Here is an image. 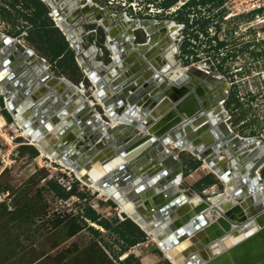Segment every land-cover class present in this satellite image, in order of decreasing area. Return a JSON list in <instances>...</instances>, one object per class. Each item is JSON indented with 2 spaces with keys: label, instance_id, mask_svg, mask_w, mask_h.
Wrapping results in <instances>:
<instances>
[{
  "label": "water",
  "instance_id": "water-1",
  "mask_svg": "<svg viewBox=\"0 0 264 264\" xmlns=\"http://www.w3.org/2000/svg\"><path fill=\"white\" fill-rule=\"evenodd\" d=\"M39 1L49 8V16L52 17L54 22L55 19H61V24L65 25V22H63L65 13L61 8H54L51 0ZM89 12H92L90 18L92 20H100L103 27L112 25L114 21L121 23L124 20L119 15H114L113 11L108 7H103L102 10H91L86 4L73 10L70 13V18L72 21H77L78 19L75 20V18ZM105 13L110 14L111 19H101ZM125 21L129 25L125 29V33L131 42L133 52L122 56V51L118 47L119 38L116 37L117 35L114 31L108 32L110 42H112L110 47L113 52V60L119 63L118 69L109 81L107 76L110 75V72L107 70V66L103 68L95 66L97 67V70H95L92 68L88 56H84L82 52L75 51L78 47H83V42L74 38L72 28L62 32L66 41L75 52L77 65L95 85V96L103 106L102 108L100 107L103 119L93 114V108L86 101L77 98L74 92L75 87L67 79L66 81L71 84V89L74 93L69 90L62 95L60 100L56 97L48 96L39 102L35 109V98L27 96L30 82L24 83L21 80L10 81L13 75L21 72L22 67L8 68L11 64L8 58L2 60V68L0 69V87L5 90L4 94L1 95L5 110L11 116L12 121L19 124L36 143L34 147L38 151L43 150L50 158L62 162L72 170L73 174L75 172L80 173V178L87 184L97 183L113 203L117 206L119 203L124 206L132 218L126 213L125 216L127 215L139 228H141V225L145 229L151 227V232L158 241L157 247L165 250L174 262L184 264H264V199L260 200L259 198V195H264V180L257 176L256 173L259 167L264 164V154L256 155L260 150L259 139L253 137L242 138L230 131L224 122H218L217 117L223 115V109L222 106H219V103L226 99L225 91L229 88V84L224 78L219 77L216 73L208 74L201 68L190 66L184 73L179 75L174 73L169 76L173 82L167 85L176 84L180 86L182 82H187L189 79H197L214 87V94L207 101L202 96L203 87L200 86L196 89L191 81L183 88L173 87L174 97L175 99L182 98L178 103L177 111L183 113L182 115L185 116V119L194 116L184 125L185 130L189 132L204 128L208 122L216 126L221 139L214 141L210 145V150L215 152L224 149L227 153L224 156L221 155L222 159L220 160H217L216 157H210L206 150L201 152L195 150L196 152L193 154V156L198 157L196 158L201 163L205 162L215 175H218L226 182L235 178L232 175L233 167L224 166L225 162L231 159L230 153L234 158V166L251 161L247 178L249 189H245L242 194H239L237 202L224 206V211L212 221H209L205 216V212L210 209L214 211L215 208H212V204L208 202L203 193L199 194L202 201L194 204L193 201L189 200L188 192L179 193V191L173 189L174 185L182 182L184 173L182 172V162L179 156L175 150L167 147L171 142L178 148L176 150L183 147L185 131L177 130L179 129L178 126L183 124V120L180 118L174 121L171 126L161 129L162 132L166 129L168 131L163 133L160 131L162 133L160 135V137L162 136L161 139L153 142L154 151L163 158L165 165L158 164L152 158L150 163L145 162L149 168H146L145 163L133 168L131 163H134V160L126 165L112 167L117 161L120 162L136 154L153 139L145 138L142 134H138L139 130L146 128L147 123H139L135 117L137 112L135 106L138 107L140 100L144 98L139 96L140 89L138 88L140 79L144 75L141 71L143 63H141L140 58L143 59L144 64L148 60L151 67L154 68L150 70L152 75L144 82L151 84L157 81L159 84L166 85V79L157 73L163 65L162 61L159 60L161 56L157 55L164 48L166 49L169 44V38L167 34H164L165 30L160 28L168 21L148 18ZM55 25L57 28L59 27L56 22ZM133 25H138L144 32L147 37L145 42L133 43L135 37H130L133 36L131 28ZM157 33H163L164 35L162 34V37L158 38ZM11 50L34 62L36 65L34 75L42 83H46L39 88L40 93L44 88L52 87L54 82L65 84L61 80L62 78L51 75L45 59L38 56L20 40L13 39L0 31V61ZM123 62H127L124 69L121 68ZM122 70H127V72H121ZM107 87L109 90H106ZM192 90L194 94L190 93L187 95L186 92H192ZM74 95L81 101L80 103L74 101ZM197 97L203 100L201 101L203 102L204 110L200 112L198 111L200 108L197 109ZM143 103L145 106L141 109V114L157 116L170 103V99L161 94L156 97L147 94ZM207 104L216 106V108L220 109L219 112L214 114L207 107ZM49 105L52 106L49 107ZM86 107H90V109H87L84 117L79 119V126L84 128L87 124L85 120H89L91 123L88 128L89 133L97 132L94 138L91 139L92 143L97 147L109 142L108 140L114 134H120L126 127L134 125L132 137L123 145L115 147L116 151L126 148L123 155L112 156L102 162L95 161L81 166L77 162V152L66 147L67 143L65 146L63 142L51 144L48 141V137L52 136L57 128V124L54 121H50V118L63 109H66V112H71L73 116H78ZM33 109L41 113L40 121L38 122L32 120L38 117L37 112L31 113ZM21 113L25 115L23 116ZM110 118L118 123L114 126H109ZM74 128L77 130L78 126L75 125ZM116 139L120 140V137H116ZM87 152L92 155L94 150L90 147ZM143 155V152H140L137 155L138 159ZM95 170H98V172L96 173ZM237 179L235 178L234 180ZM247 181H242L240 187H243ZM127 188H130L137 197L132 200L124 198L122 192H125ZM141 202L145 204V210H143Z\"/></svg>",
  "mask_w": 264,
  "mask_h": 264
},
{
  "label": "rangeland",
  "instance_id": "rangeland-1",
  "mask_svg": "<svg viewBox=\"0 0 264 264\" xmlns=\"http://www.w3.org/2000/svg\"><path fill=\"white\" fill-rule=\"evenodd\" d=\"M90 1L102 8H110L114 15L124 20L148 18L166 20V26L170 22L179 26L168 28V36L174 37L173 44H176V69L171 70H176L178 74L179 69L184 67L202 65L227 76L231 87L222 107L227 123L242 138L249 135L259 138L262 133L258 126L263 109L261 98L257 95L253 106H247L246 100L250 84L254 93L261 90L258 79H262L259 72H263L264 68L234 76L230 73L233 63L226 61V54L248 41L250 48L236 54L242 57V61L236 60L235 68L239 70L253 54L264 53V40L261 39L264 30L261 32L260 25H257L264 17V0H177L170 8H163V4L171 0ZM181 3L184 6L178 7ZM34 8L32 0H0V31L20 40L45 59L51 75L67 79L75 87L77 98L86 101L102 116L93 98L92 84L77 65L74 50L49 13L47 19L41 16L33 23ZM84 19L73 22L77 31L82 32L80 40L83 47L97 48L96 55L88 56L91 64L99 68L110 65L112 59L105 47V32L96 24H85ZM216 27L223 38V45H226L220 51L211 41ZM230 28L232 35L227 32ZM134 37L137 43L147 39L141 29L134 31ZM126 64L123 62L121 68L124 69ZM164 65L165 71L171 72L167 64ZM249 67L254 68L253 65ZM165 79L166 84L173 82ZM4 112L0 93V117L5 121L0 129V216L7 219V228L11 233L9 244L0 249V264H171L148 234L141 229V235L130 221H126L128 217L115 203L100 192L93 193L91 188L84 186L72 172L58 163L45 157L39 161L38 150L30 145L27 136L23 137L20 129L14 132L10 128L14 126V121L10 115L7 119ZM4 135L9 137L8 141ZM175 152L182 162L184 173L179 186L181 190L188 192L193 199L212 186L216 191H222L223 186L217 177L206 172L203 163L197 165L199 160L196 156L180 150ZM219 154L225 155L222 151ZM259 175L264 178V169ZM54 188H60L66 197L59 195ZM89 210L95 212V221L87 217ZM134 239L138 242L130 247L128 242ZM127 255L133 257L123 261L121 257L126 258Z\"/></svg>",
  "mask_w": 264,
  "mask_h": 264
},
{
  "label": "bare ground",
  "instance_id": "bare-ground-1",
  "mask_svg": "<svg viewBox=\"0 0 264 264\" xmlns=\"http://www.w3.org/2000/svg\"><path fill=\"white\" fill-rule=\"evenodd\" d=\"M45 1L46 0H44V2ZM51 1H52V5L54 8L55 7L61 8L62 11L65 13V16L63 18V22H65V25L61 24L62 23L61 19H55V22L58 23V25H59L58 28L61 29L62 32H65L68 28H72L73 35H74V38L76 40L81 38L82 32L77 31V28L74 25V22L70 18V13L73 10L80 8V6H82L84 4H86L89 8H91V10L92 9L102 10V7H100L98 4H96L90 0L85 2L84 4L80 3L82 0H51ZM91 13L92 12H89L85 15H81V16L75 18V20L78 19L77 22H79L80 18H82V19L85 18L83 20L85 22V24L86 23L87 24H96L99 28H101L105 32V34H106V45H105V47L109 51V53L111 54V58H112L111 64L109 66H107V70L110 72V75L107 76V79L109 81V80H111L112 76L114 75V73L118 69L119 63H117V62H115V60H113V52H112V49L110 47L112 42H110L108 32L114 31L116 33V35H117L116 37L119 38L118 47L122 51V56H126L127 54H130L131 52H133V50L131 48V42L128 40L127 35L125 33V29L129 25L126 23L125 20H123L121 23L114 21L112 25L110 24L108 27H103L100 23L101 22L100 20H92L90 18ZM103 18H107V19L110 18L111 19V16H110V14L108 15L105 13L101 19H103ZM59 22H60V24H59ZM138 27H139L138 25H136V26L133 25L131 27L133 30V34H132L133 36H130V37L134 38V31L141 29L140 27L138 29ZM160 28L164 29L165 30L164 34H167V36H168L169 29L179 28V26H176L175 24L170 22L168 24V26H166V24H165L163 26H160ZM181 29H179V30H181ZM162 34L157 33V37L161 38ZM168 38H169V44L167 45V48L166 49L164 48L157 55V56H161L160 58L159 57L158 58L160 61H162L163 65L161 66V69L158 72L156 70V72L158 74H160L161 76H163L164 78H169V76L176 73L175 72L176 70H173V71L171 70L172 68H174L176 66L174 63V54L176 51V44H173L174 37L168 36ZM133 43H135V41ZM75 51L76 52H82L84 54V56H94L97 54V48L95 46H90L87 48L78 47ZM4 58H8L11 61V64L8 68L12 67L11 69H13L17 66L22 67L21 72L17 75H13L11 77L10 81L21 80V82H24V83L30 82V89L27 92V96L35 98V100H34L35 109L37 108L38 103L41 102L43 99H45L48 96L56 97L57 99L60 100L62 95L64 93H66L67 91L71 90V92H73V90L71 89V84L69 82H67L65 79H61L65 83L64 85H62L59 82H54V83H52V87L44 88L40 93L39 88L42 85L44 86L46 83H42L41 80H39L34 75L35 70H36V65L34 64L33 61L28 60L26 57L22 56L20 53L13 52L11 50L7 54H5L3 58H1L0 69L2 68L1 63H2V60ZM140 60H141V63H143V68L141 71L144 73V75H143V78L140 79V83L138 85V88L140 89L139 96L144 97V98L140 100V105L138 104L139 105L138 107L135 106L136 111H137L135 114V117L137 118V121L139 123L140 122L144 123V124H145V122L147 123L146 128L139 130L138 134H142V136L145 138H153V139L151 142H149V144H147L146 146L141 148L136 154L130 156L127 159H123L120 162L117 161L116 164L112 165V167H115L117 165H123V164L126 165L130 161L134 160V163H131V164H132V167L135 168L138 165H142V163H145V162L150 163L152 161V158H154L158 162V164L165 165L163 158L158 153H156L154 151L153 142L155 140H160L162 137V136L160 137V135L163 132L168 131V129H166V130H163V132H162L161 129H165L168 126H171V124L174 121H177L178 118L183 120V122H182L183 124H181L179 126V129H177V130H181L182 132L185 131V135H184L185 141L183 143V147L179 148L180 151L189 152L190 154L193 155L196 152L195 150H197L198 152L206 150L209 153L210 157H214V158L216 157L217 160L222 159L221 154H219V153L221 151L224 154L227 153V152H225L224 149L223 150L220 149V150H217L215 152L210 150V145L214 141L221 139V136L219 135V133L216 129V126H213L208 122V124L204 128L202 127L201 129L199 128L197 130L189 131V132L187 130H185L184 125L194 116H191L190 118L185 119V116L182 115L183 113H180L177 111L178 103L182 100V98L175 99L174 90H173V87L183 88V87L188 85L187 84L188 82L191 81L195 85L196 89L200 86L203 87V96H204L203 98H205V100L207 101L208 98H210L214 94V92H213L214 87H211L210 85L206 84L205 82H202V81L197 80V79H189L187 82H182V84L180 86H177L176 84H173L171 86L167 85V84L166 85L165 84H159L157 81H154L151 84H146L144 82V80L148 79L152 75V72L150 70L154 69V68L151 67L148 60L145 64L142 61L143 60L142 58H140ZM165 63L169 67L168 70H171V72L165 71V68L163 67V66H165L164 65ZM91 66L93 69L97 70V67H95L93 64H91ZM193 66H196V65H193ZM196 67L201 68L203 70L205 68L202 65H198ZM174 69H176V68H174ZM186 69L187 68H185V67H184V69H179V72L177 75H179L180 73H184ZM121 72H127V70H122ZM31 81H33V82H31ZM89 83L92 84L93 98H94L97 106L102 108L103 107L102 103L95 96V85L90 80H89ZM142 83H144V84H142ZM106 90H109V88L107 87ZM4 92H5L4 88L0 87L1 95L4 94ZM74 92H75V90H74ZM110 92H112V91H110ZM186 93H187V95H189L190 93L194 94L193 90H192V92L188 91ZM227 93H228V89H226V91H225L226 98H227ZM147 94L153 95V97H156L159 94H161L162 96H167L168 99H170V103L167 104L166 107L157 116L143 115V114H141V111H142L141 109L145 106V104L143 103V100L145 99V96ZM74 97H75L74 101H76L77 103L81 102L80 100H78L76 98L75 95H74ZM199 100H200V98H199ZM199 100L197 99L196 104L198 106L197 109L200 108L198 110L200 112V111H203L204 109L202 106L203 100L201 99L202 101H200V102H199ZM225 100L220 102L219 106L223 107ZM51 106L52 105H49V107H51ZM207 107L210 110H212V112L214 114L218 113L220 110L219 108H216V106H211L210 104H207ZM35 109H33L34 111L32 110L31 113L37 112L38 117L33 118L32 120H35L38 122V121H40L41 113ZM87 109L89 110L90 107H86V109L83 110L78 116H73L71 114V112H66V109H63L62 111L58 112L54 117L50 118V121H52V122L54 121L57 124V126H56L57 128H56V130H54L53 135L48 137V141L51 144L63 142V144L65 146L67 143L66 147H69L71 150H74V152H77V154H78L77 155L78 156L77 162H79L81 164V166H84L85 164H91L95 161L102 162L103 160H106L112 156L123 155L126 151V148H123V150H121V151H116L115 147L117 145H123L127 140H129L132 137V129H133L134 125L126 127L124 131L120 132V134H117V135L114 134L111 137V139L108 140L109 142H106L101 147H97L91 141V139L94 138V136L97 134V132H95L93 134L89 133L88 128L91 126V123L89 122V120H85V123H87V124L84 128H81L79 126V119L81 117H84ZM92 110H93V114H96L101 119H103V115L101 116L98 111H96L94 109H92ZM21 114L23 116L25 115L24 113H21ZM224 114L225 113L223 112V115L221 117H219V116L217 117L218 122L219 123L224 122L227 125V127L229 128V130L232 131L229 124L227 123V117ZM108 117H109V115H108ZM110 119L111 120L108 122L109 126H114L118 123L116 120H114L112 118H110ZM4 125H5L4 118L0 117V129H2L4 127ZM75 125L78 126L77 130L74 128ZM135 127H137V126H135ZM10 128L13 129L14 132H17L16 129H20L22 131L23 137L27 136L30 139V141H31L30 145L36 146V143L30 138V136L28 134L25 133V131L22 129V127L19 124L14 122V126H11ZM167 133L169 134V132H167ZM18 136L20 137V135H18ZM116 137H120V140H117ZM4 138H5V140L7 139V141L9 139V137L7 135H4ZM66 141H68V142H66ZM90 147L94 150V153L92 155L87 152L88 148H90ZM171 147L173 148V150L178 149V148H176V146L172 142H171ZM171 147H168V149H170ZM262 150H259V152L256 155L260 156V154H264ZM38 152H39V156H38L39 161H42V159L45 157L48 160H50L54 163H58L60 166H62L66 170L72 172V170L70 168H68L67 166H65L62 162H60L58 160H54L53 158H50L48 156V154H46V152H44L43 150H40ZM140 152H143L144 155L138 159L137 155ZM230 154H229V156L231 159L226 161L224 166L225 167L227 166L228 168H230L231 166L233 167L232 175L235 178H238L237 180H234L235 178H232L228 182L222 180L221 177H219L218 175H215L214 172L211 170V168L205 162H203V164H204L203 166H204L205 171L209 172V174L212 173L214 176H216L220 182V185L223 186V189L220 192L216 191L215 186H212L207 191L202 192L203 195L205 196V198H207L208 202H210L212 204V206H213L212 208H215L214 211H212V209H210V210L205 212V216L207 217V219L209 221H212L216 216H219L224 211V206H226L228 204H233L234 202H237L238 196H239V194L243 193V190L249 189V186H248L249 182L247 181V178L249 176L248 170H249V166L251 165V161H247L246 163H242V165H239L237 163L238 166H234V158ZM138 160H141V161H138ZM145 165L147 166L146 163H145ZM262 167L263 166L261 165L259 167V169L256 171L257 176H259V177H261V175H259V174H260V171L262 170ZM146 168H149V166H147ZM138 170H140V169H138ZM95 172L97 173L98 170H95ZM103 173H105V171H103ZM74 175L76 176V178L78 180H80V182L84 186L91 188L93 190V193L100 192L101 195L108 198V196H106L104 194L102 188H100L97 183L93 182L91 184H87V182L83 181L80 178L81 177L80 173L75 172ZM183 177L184 176H182V182H183ZM261 179H262V177H261ZM242 181H247V182L243 185V187H240V184ZM182 182L180 184L174 185L173 189L175 191H179V193H182L183 190H181L179 188V186L182 184ZM263 184H264V181H263ZM122 196L124 198H127L128 200L129 199L132 200V199L137 197V195H134L132 193L130 188H127L125 192H122ZM140 197H142V196H140ZM259 198H260V200L264 199V195H262V194L259 195ZM189 200L193 201L194 204H198L199 202L202 201V199H200L199 195L198 196L196 195V198H194V199L189 197ZM141 204L144 208L143 210H145L146 209L145 204L142 202H141ZM118 207L124 215L126 213L129 217H131L129 212L127 210H125L124 206H122L120 203H119ZM127 215H126V217H127ZM91 225L94 226L95 228L97 227V225H95L93 223ZM140 227H141L140 229H142V230L145 229L144 226H142V225ZM143 231L146 234H148L151 237L152 241L155 242V244L157 245L158 241H157V238H155V236L152 234L151 227H148L147 229H145ZM158 249L162 253V255L164 256V258L167 259L171 264H184V263L174 262L172 260V258L167 255L165 250H161L160 248H158ZM121 259L124 260L125 256H122Z\"/></svg>",
  "mask_w": 264,
  "mask_h": 264
},
{
  "label": "flooded vegetation",
  "instance_id": "flooded-vegetation-1",
  "mask_svg": "<svg viewBox=\"0 0 264 264\" xmlns=\"http://www.w3.org/2000/svg\"><path fill=\"white\" fill-rule=\"evenodd\" d=\"M227 32H228V34L232 35V28H230V30H228ZM214 39L216 41L217 51H220L221 49H223V47H226V45H223V38H221V36H220V31L218 30V27H216V29H215ZM243 39H245V38H242V40ZM234 40L235 39H233V42H234L233 45H234V47H236ZM233 45H231V46H233ZM242 45H244V46H239V48L237 50H233L235 52H233L232 50H228V54H226V56H228L226 61H230L231 64L233 63V65H230L231 66L230 73H234V76H238V75L240 76L241 74L253 72V70L257 69V68L258 69L264 68V53L263 52L258 53V54H253L251 56V58H248L250 61L247 63H244V65H242L241 68H239V70L235 68V66L237 64L236 60L238 59V60L242 61V59H241L242 57L239 55H236V54L242 53L240 51L244 48H250L248 45V41L243 42ZM219 55L220 54H218L217 56H219ZM243 57H245V56H243ZM244 61H245V59H244ZM218 62L220 63V60H218ZM251 65H253L254 68H250L249 66H251ZM256 66H258V67H256ZM239 71L241 73H239ZM214 73H216L217 75L219 73L218 76L224 78L228 82L229 88L231 87V85H230L231 82L227 79V76L223 75L219 70H218V73L217 72H214ZM259 73H262V79H258V84L260 85L261 90L257 91V93H254V91L251 90L252 85L250 84V87L248 90L249 93L247 94V100L246 101H247V106H253V102L255 100H257L256 96L258 95L261 98L260 102L262 103L263 109H262V116L260 117V120L258 122V126L261 129L262 133L259 134V138L253 137V135H249L248 137L249 138L253 137L255 139H259V141H260L259 142V148H261L260 150L263 149L262 151L264 153V82H263L264 81V70H263V72L260 71ZM252 83H255V80H252ZM250 126H252V125L250 124ZM262 169H264V164H263ZM262 179L264 180V178H262Z\"/></svg>",
  "mask_w": 264,
  "mask_h": 264
},
{
  "label": "trees",
  "instance_id": "trees-1",
  "mask_svg": "<svg viewBox=\"0 0 264 264\" xmlns=\"http://www.w3.org/2000/svg\"><path fill=\"white\" fill-rule=\"evenodd\" d=\"M32 2L34 3V7H35L33 9V12H32V16L34 18L33 19V21H34L33 23H36L38 21L39 17H41V16H44L47 19L48 13H49V8L44 3L40 2L39 0H32ZM176 2H177V0H171L169 2H166V3L163 4V8H170ZM4 115L7 117V119H9V116H8L9 114L7 113V111H6V113L4 112ZM30 147H32V146H30ZM32 148H34V147H32ZM199 163H200V161L197 162V165ZM211 175H213V174H211ZM54 190L59 195H63L64 197H66V195L62 193L60 188H54ZM87 217L91 221H95L96 220V214H95V212L93 210L90 211V214H87ZM127 220H128V223L130 221L132 223V225L134 226V228L137 229L139 231V233L142 235L143 231L139 228V226H137L135 223H133L129 218H126V221ZM9 234H11V233H10V231L7 228V219L4 216H0V249L4 248V246L9 244V239H8L9 238ZM137 242H138V240L134 239V240L129 241L128 245L130 247H132ZM132 257H133L132 255H127L124 260H128V259H130Z\"/></svg>",
  "mask_w": 264,
  "mask_h": 264
},
{
  "label": "built area",
  "instance_id": "built-area-1",
  "mask_svg": "<svg viewBox=\"0 0 264 264\" xmlns=\"http://www.w3.org/2000/svg\"><path fill=\"white\" fill-rule=\"evenodd\" d=\"M180 3V2H179ZM178 3V4H179ZM181 6H184V3H181V5L180 6H178V7H181ZM257 10H260V9H257ZM251 12H254V11H256V10H250ZM257 25H260V30L262 29V31L261 32H263V30H264V17L261 19V21L257 24ZM258 33H259V31H258ZM257 33V34H258ZM211 38H212V42L213 43H216V41H215V39H214V34H213V36H211ZM262 40H264V36L261 38ZM196 66H198V65H196ZM204 71H206L208 74H213L214 72H217L218 73V71L217 70H213V69H211V67H205L204 68ZM218 75H219V73H218Z\"/></svg>",
  "mask_w": 264,
  "mask_h": 264
}]
</instances>
